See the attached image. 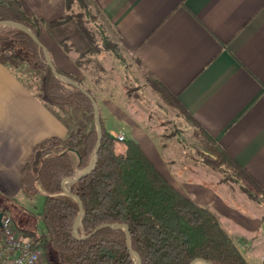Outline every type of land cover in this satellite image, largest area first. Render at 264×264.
Listing matches in <instances>:
<instances>
[{
    "label": "crops",
    "instance_id": "obj_1",
    "mask_svg": "<svg viewBox=\"0 0 264 264\" xmlns=\"http://www.w3.org/2000/svg\"><path fill=\"white\" fill-rule=\"evenodd\" d=\"M0 1L8 3L16 17L36 23L39 39L56 69L80 81L87 68L77 59L86 50L65 43V23L50 25L69 14L73 0L71 7L67 0ZM81 1L93 18L103 22V42L112 39L123 57L135 59L144 74L159 79L264 191V0ZM67 35L80 36L77 32ZM105 50L98 53L99 61ZM101 77L93 88L80 82L98 102L104 127L113 135L124 132L127 138L133 134L131 139L175 188L216 217L215 212L221 214L224 219H217L238 246L246 241L250 264H264V215L257 207L260 199L232 195L236 208L242 203L248 215L253 213L247 217L233 208L225 193L223 198L222 193L217 195L198 183L180 187L181 168L176 160L162 159L148 127L143 129L134 119L137 111L125 90H108ZM62 113L59 107L45 103L0 53V182L6 188L21 187L23 168L41 141L66 138L77 130L76 121L69 124ZM140 118L150 123L144 116ZM130 124L135 126L133 130ZM185 168L190 179L196 175L194 169Z\"/></svg>",
    "mask_w": 264,
    "mask_h": 264
},
{
    "label": "trees",
    "instance_id": "obj_2",
    "mask_svg": "<svg viewBox=\"0 0 264 264\" xmlns=\"http://www.w3.org/2000/svg\"><path fill=\"white\" fill-rule=\"evenodd\" d=\"M67 4L71 7L72 0H67ZM68 19L67 14L50 25ZM0 21L22 23L38 36L36 23L16 17L11 6L3 1H0ZM89 41L94 40L89 38ZM103 48L119 55L116 46L105 39ZM0 53L45 103L64 107V111L67 108L69 124L77 123V130L68 137L47 138L29 156L22 171L21 189L27 195L42 193L39 187L45 192L39 214L44 228L21 231L41 242L48 264H137L123 229L102 228L83 240L73 236L80 208L72 196L64 193L61 184L65 178L82 172L94 154L97 129L92 101L80 89L52 73L42 48L22 30L0 26ZM23 62L28 66L25 71L20 65ZM28 70L29 75L24 77ZM145 74L154 90L191 121L201 139L214 146L220 156L219 160L201 154V161L217 172L225 170L222 181L240 182L241 191L249 199L258 201L261 195L264 197V191L198 125L177 97L159 79ZM80 111L79 118L76 112ZM100 118L103 137L97 163L86 176L68 187L84 205L81 237L103 224H126L130 228L131 247L139 252L143 264H191L198 258L212 264H250L207 207L175 188L136 140L113 135ZM0 212L6 214V208Z\"/></svg>",
    "mask_w": 264,
    "mask_h": 264
},
{
    "label": "rangeland",
    "instance_id": "obj_3",
    "mask_svg": "<svg viewBox=\"0 0 264 264\" xmlns=\"http://www.w3.org/2000/svg\"><path fill=\"white\" fill-rule=\"evenodd\" d=\"M92 14L90 8L86 7L81 0H73L68 14L69 19L62 27L65 43L73 44L75 49L77 46L86 50V52L80 53L77 59L79 65H85L87 68L80 81L87 87L93 88L97 77L102 76L101 81H104L108 90L112 89L118 92L125 90L126 97L132 103L135 112L137 111L136 115L138 116H134V119L143 129L148 127L149 134L155 139V144L162 159L169 161L174 158L177 165L180 166L181 171L178 170L180 179L177 181L180 187L186 188L191 184L198 183L204 187L211 188L217 195L222 193L223 198L225 193L229 202L233 204L234 209L244 216L252 217L253 213L248 215L249 210L242 203L238 205L239 208H236L234 206L235 203L231 199L232 195H235L236 199L240 196H246V194L240 195L241 183L236 180L234 183L222 182L225 170L222 173L217 172L201 161L203 155L213 156L219 160L220 156L214 147L205 142L206 140L203 138L201 139L191 121L154 90L140 64L135 59L123 57L117 45L114 41L112 42V39L109 42L116 46L119 55H116L112 50H105L103 56L105 53L106 55L99 61L97 55L102 53L101 51L104 49L102 35L105 31V26L103 22L99 23L97 18H93ZM71 32H77L80 36H68L67 33ZM89 38L94 41L91 43ZM88 50H91V53ZM90 56H94L93 59ZM20 65L23 71L28 68L25 62ZM28 75L29 70L23 76L26 77ZM85 75L86 77L83 78ZM59 108L62 109V114L68 118L67 108L66 111H64V107ZM76 114L78 117L80 116V112H76ZM140 116L147 118L150 123L142 120L143 118H140ZM69 121L71 122L72 120ZM141 122L146 126H143ZM129 126L131 130L135 127L132 124ZM114 135L125 136L126 134L124 132H116ZM127 135V138H133V134L129 133ZM185 166L195 170L196 175L193 178H189L185 172ZM219 198L223 199L222 196H219ZM44 200L45 196L42 193L27 195L21 190L19 185L14 190H11V187L6 188L0 182V209L6 208V213L12 216L15 226L20 230L23 228L35 230L38 228L40 231L44 228L39 217L43 210ZM213 200H216V198ZM257 207H259V214L264 215V197L262 195ZM215 214L218 219H224L218 212H215ZM261 235L264 236V229L261 231ZM244 242V244L239 246L240 249L243 246L247 248V243L246 241Z\"/></svg>",
    "mask_w": 264,
    "mask_h": 264
},
{
    "label": "water",
    "instance_id": "obj_4",
    "mask_svg": "<svg viewBox=\"0 0 264 264\" xmlns=\"http://www.w3.org/2000/svg\"><path fill=\"white\" fill-rule=\"evenodd\" d=\"M11 26L14 28H18L20 30H22L23 32L29 34L33 40L42 48L43 52H44V56L46 58V62L48 64V66L51 68L52 73L60 78L61 80L69 83L70 85L80 89L91 101L94 107V119H95V123H96V129H97V142L95 145V151L94 154L92 156V159L90 160L89 165L82 171L80 172L78 175L72 177V178H65L64 180H62V189L64 191L65 194L72 196L79 204V208H80V212L75 220L74 223V228H73V236L79 240H83L85 238L91 237L93 234H95L97 231H99L102 228H111V229H123L126 233V239H127V246L131 252V254L133 255L134 259L136 260L137 264H143L142 263V258L141 255L139 254L138 251L132 249L131 247V241H130V228L128 225L126 224H119V223H115V224H111V223H107V224H103L98 226L97 228H95L89 235L81 237L79 234V228L81 226V222L82 219L85 215V210H84V205L82 200L74 193H72L69 190V186L76 183L77 181H79L80 179H82L84 176H86L96 165L97 160H98V153L100 151L101 148V142H102V137H103V129H102V124H101V118H100V110H99V105L96 101V99L94 98V96L88 92L86 90L85 87H83L79 82H77L76 80L68 77L65 74L60 73L54 63L53 60L50 56V53L47 49V47L41 42V40L39 39V37L26 25L19 23V22H15V21H0V26ZM68 185V186H67ZM3 213L0 212V225H1V218H2ZM191 264H212L211 262H208L204 259H195Z\"/></svg>",
    "mask_w": 264,
    "mask_h": 264
},
{
    "label": "built area",
    "instance_id": "obj_5",
    "mask_svg": "<svg viewBox=\"0 0 264 264\" xmlns=\"http://www.w3.org/2000/svg\"><path fill=\"white\" fill-rule=\"evenodd\" d=\"M121 139L125 136H117ZM247 248L241 251L245 258ZM0 264H48L40 241L26 236L18 229L9 213L3 214L0 225Z\"/></svg>",
    "mask_w": 264,
    "mask_h": 264
}]
</instances>
